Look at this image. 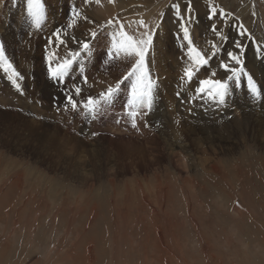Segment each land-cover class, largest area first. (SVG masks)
I'll return each mask as SVG.
<instances>
[{"label":"rangeland","instance_id":"1","mask_svg":"<svg viewBox=\"0 0 264 264\" xmlns=\"http://www.w3.org/2000/svg\"><path fill=\"white\" fill-rule=\"evenodd\" d=\"M42 2L37 26L27 0H0V43L12 65L0 61V262L264 264V136L256 133L264 125V0H191L189 32L209 60L191 81L188 42L171 7L187 14L189 0ZM213 6L219 15L210 18ZM73 9L80 16L68 27ZM140 20L154 33L146 61L156 84L151 110L141 108L133 128L135 78H123L135 57L107 53L121 24L141 38L148 29ZM240 24L249 36L238 34ZM236 42L260 94L245 75L229 81L223 104L201 98L200 80L230 75L220 64ZM49 52L53 66L79 55L54 80ZM118 82L119 91L101 99ZM68 94L76 109L65 108ZM89 96L94 111L84 107Z\"/></svg>","mask_w":264,"mask_h":264},{"label":"snow or ice","instance_id":"2","mask_svg":"<svg viewBox=\"0 0 264 264\" xmlns=\"http://www.w3.org/2000/svg\"><path fill=\"white\" fill-rule=\"evenodd\" d=\"M43 2L42 0H27V13L32 18L34 23L39 26L40 19L43 15ZM172 8L177 10V16L181 23V30L183 32V39L188 42V57L190 59V64L186 67L184 71V77L187 78L188 81H191L193 77L196 75V72L203 66L209 63L206 55L196 47V45L192 42V37L189 32L188 24L193 22L191 15V0H189L187 7V14H182L179 10L181 5L179 3H174ZM218 10L216 7H212L210 10V18L218 16ZM227 16V13H224ZM73 20L72 23L68 25V27H72L76 20L75 18L80 16V13L73 9L72 10ZM86 19V17H85ZM112 23V21H109ZM140 24L143 25L145 29H148L145 33H143L142 37L137 39L136 37L129 35L126 31H124V26L121 24L120 31L112 36V46L109 49L107 55L109 59H113L118 57L121 53H123L127 57H135V62L132 64L130 71L123 78L125 80L134 77L135 79L131 85V99L129 100V111L128 115L131 117V124L133 128L137 127V117L141 114L140 109L143 108L145 110L150 111L154 102V87L156 81L152 79V76L149 72L148 64L146 61V57L148 55L149 48L153 43V35L151 29H149L148 25L145 24L143 20H140ZM239 28V35L244 37L250 35L247 32V29L243 27L242 24L237 25ZM213 31L216 32L217 35H221L223 38V34L219 32L216 25L212 26ZM54 35L57 40H59L60 44H63L64 41L60 39V31L57 30ZM97 35L95 31L91 33V36L94 38ZM82 47L84 49L89 48V44L87 42L83 43ZM215 47V45H213ZM235 48L237 51H229L227 53L228 60L222 61L220 67L226 72L230 73L226 80L220 79H211L206 78L199 81V86L196 88V94L201 98L205 96L213 102L218 104H223L225 102V98L229 91V81L239 80L242 76L247 75L250 89L253 94H260L256 82L254 81L251 74H248L245 69V62L242 58L244 45L240 42H236ZM79 53H74L71 58H65L62 62H58L53 66L54 53H47L48 60V72L52 79L60 80L64 78L73 62L78 56ZM58 59V58H57ZM0 61H3L6 65V70L12 68L11 62L7 60L4 52V46L0 43ZM235 65V66H233ZM215 73H213V76ZM20 77V73L13 70V75L9 77V79L13 82L17 89H20L21 85L17 82V79ZM84 82L87 83V76H84ZM122 82V81H121ZM118 82L114 87L109 86L107 90L101 94V99L107 100L111 99L112 96L119 91L120 83ZM81 92L80 87H75L76 95H79ZM179 95V93H177ZM67 104L65 108L67 109L69 106L72 109H76L78 107L77 101L73 98L71 94L66 95ZM195 99V97H193ZM97 105V100L91 96L88 97L87 102L84 107L88 108L89 111H94ZM147 114V111L144 113ZM148 125L145 123V127ZM93 135H98V133H94Z\"/></svg>","mask_w":264,"mask_h":264},{"label":"bare ground","instance_id":"3","mask_svg":"<svg viewBox=\"0 0 264 264\" xmlns=\"http://www.w3.org/2000/svg\"><path fill=\"white\" fill-rule=\"evenodd\" d=\"M122 1H124V0H122ZM147 2V1H146ZM178 2H180V4L182 5V1H178ZM136 3V2H135ZM147 4V3H146ZM133 5H135V4H133ZM132 5V6H133ZM146 6V5H145ZM144 6V7H145ZM129 7V6H128ZM112 7H110V9H111ZM106 9H107V7H106ZM106 9H104V10H106ZM110 9H107L106 11H110ZM113 11V10H112ZM136 11V10H135ZM139 11V10H138ZM137 11V12H138ZM129 14V13H128ZM148 14V13H147ZM98 15V14H97ZM99 16V15H98ZM219 21V22H225L224 20H225V17L223 18H219V17H217L216 18V20L215 21ZM216 22V23H219V22ZM136 23V22H135ZM232 25V24H231ZM7 31V30H6ZM220 31V30H219ZM197 33V32H196ZM229 34V33H228ZM228 34H227V36H228ZM197 35V34H196ZM212 35V34H211ZM198 36V35H197ZM196 36V37H197ZM249 36V35H248ZM209 38H210V36H208ZM236 37V36H235ZM195 38V37H194ZM224 38V37H223ZM71 39V38H70ZM174 39V38H173ZM217 39H218V36L216 37L215 36V33H214V36L212 37V39H211V41L213 42V43H215V42H217ZM260 39V38H259ZM179 41V40H178ZM184 42V41H183ZM201 43V42H200ZM230 44V43H229ZM262 45V44H261ZM223 47V46H222ZM248 47V46H247ZM211 48V47H210ZM231 48V47H230ZM184 49V48H183ZM183 49H181V51L183 50ZM218 49V48H217ZM222 49V48H221ZM228 49V48H227ZM248 49V48H247ZM171 51V50H170ZM222 51V50H221ZM249 51V50H248ZM259 51V50H258ZM177 52H178V50H177ZM183 52V51H182ZM181 52V53H182ZM179 53V52H178ZM248 53V52H247ZM175 54V53H174ZM165 55V54H164ZM215 55V54H214ZM246 55V54H245ZM220 56V55H219ZM176 57V56H175ZM252 57V56H251ZM186 60L187 59H189V57H184ZM250 58V57H249ZM218 59V56L217 55H215L214 57H213V65H215V62H216V60ZM221 59V58H220ZM262 59V58H261ZM257 60V59H256ZM264 60V59H263ZM249 62V61H248ZM254 62V61H253ZM258 62V61H257ZM255 63V62H254ZM259 65V64H258ZM260 66V65H259ZM262 69V68H261ZM174 70V69H173ZM171 72V71H170ZM259 73V72H258ZM226 75V73L225 72H222V71H220V73H219V76L221 77V76H225ZM167 82V81H166ZM167 85V84H166ZM245 85V84H244ZM159 86V85H158ZM177 92V91H176ZM194 92V91H193ZM167 94V93H166ZM175 94V93H174ZM184 95V94H183ZM187 96V95H186ZM175 98V97H174ZM249 98V97H248ZM247 98V99H248ZM167 99V98H166ZM169 99V98H168ZM172 100H173V98H171ZM180 99H182V98H180ZM184 99V98H183ZM182 99V100H183ZM172 100H171V102H172ZM260 100V99H259ZM170 101V100H169ZM187 101V100H186ZM191 101V100H190ZM189 101V102H190ZM199 101V100H198ZM202 101V100H201ZM261 101V100H260ZM264 101V100H263ZM179 102V101H178ZM235 102V101H234ZM229 103V102H228ZM244 103V102H243ZM248 103V102H247ZM259 102H257V105H255V111L257 110V109H259L260 108V106H259V108H258V104ZM165 105H166V103H164ZM181 104V103H180ZM185 103H182V105H184ZM188 104V103H187ZM186 104V105H187ZM190 104V103H189ZM207 104V103H206ZM255 104V103H254ZM263 104V103H262ZM208 106V105H207ZM211 106V105H210ZM212 106H214V105H212ZM174 107V106H173ZM181 107V106H180ZM194 107H195V105H194ZM235 107V106H234ZM247 107V106H246ZM251 108L253 107V106H250ZM262 107V106H261ZM193 108V107H192ZM209 108V107H208ZM217 108V107H216ZM263 108H264V106H263ZM191 109V108H190ZM163 110V109H162ZM189 110V109H188ZM200 110V109H199ZM204 110V109H203ZM245 110V109H244ZM253 110V109H252ZM193 111V110H192ZM237 111H239V110H237ZM194 112H196V111H194ZM207 112V111H206ZM245 112V111H244ZM249 112V111H248ZM241 113H242V111H241ZM159 114V113H158ZM213 114V113H212ZM160 116V115H159ZM208 116V115H207ZM257 116V115H256ZM260 117V116H259ZM241 118V117H240ZM245 119V118H244ZM243 120V119H242ZM211 121V120H210ZM214 122V121H213ZM247 122V121H246ZM208 124V123H207ZM238 124V123H237ZM261 125V124H260ZM223 126V125H222ZM263 127L261 128V129H259V130H257L256 131V133L258 134V135H261L262 134V136H264V125H262ZM238 127V126H237ZM242 127V126H241ZM256 127H258L259 128V126H256ZM257 129V128H256ZM247 131V130H246ZM259 156V155H258ZM233 162V161H232ZM2 243V242H1ZM7 252V251H6ZM11 254V253H10ZM9 254V255H10ZM9 255L7 256V257H9ZM11 256V255H10ZM14 258V257H13ZM11 259V258H10ZM12 260V259H11ZM84 260V259H83ZM166 260V259H165ZM9 262H11V261H9ZM158 262V261H157ZM0 264H2V262H0ZM93 264V263H92Z\"/></svg>","mask_w":264,"mask_h":264}]
</instances>
